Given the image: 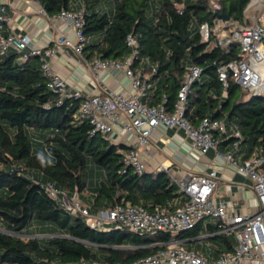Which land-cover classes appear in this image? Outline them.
I'll return each mask as SVG.
<instances>
[{
  "label": "trees",
  "instance_id": "16d2710c",
  "mask_svg": "<svg viewBox=\"0 0 264 264\" xmlns=\"http://www.w3.org/2000/svg\"><path fill=\"white\" fill-rule=\"evenodd\" d=\"M37 1L49 16L70 8V0ZM250 1L223 0L219 11H214L208 0H113L111 15L85 5L83 53L122 59L132 51L127 43L132 36L137 50L132 65L141 68L149 83L143 99L154 105L165 97L168 112L178 100L187 65L198 66L200 77L187 95V119L196 124L209 116L234 123L242 136L241 158L259 148L264 157V96L249 94L232 79L227 95L222 96L217 66L241 56L235 44L222 49L213 37L204 40L198 30L203 21L213 26L221 11L244 24ZM78 101L56 103L37 58L21 61L14 51L0 54V228L4 229L0 230V264L130 263L165 248L172 238L191 243L202 234L214 242L209 247L212 258L232 250L233 235L214 233V222H198L175 235L124 227L98 229L51 197L44 187L47 181L67 199L75 188L79 199L84 189L90 191L85 202L91 212L119 201L152 210L167 204L173 208L184 200L165 171H134L124 162L127 144L91 133L87 120H77ZM217 138L221 151L233 141L226 134ZM93 170L95 177H91ZM32 219L52 223L59 232L43 241L36 236L21 238Z\"/></svg>",
  "mask_w": 264,
  "mask_h": 264
},
{
  "label": "built area",
  "instance_id": "2783aa9c",
  "mask_svg": "<svg viewBox=\"0 0 264 264\" xmlns=\"http://www.w3.org/2000/svg\"><path fill=\"white\" fill-rule=\"evenodd\" d=\"M222 1L208 0V4L212 10L219 11ZM259 1L251 0L249 6ZM6 5L7 0H0V54L14 51L21 61L37 58L40 71L46 78V86L57 96L56 103L61 104L68 99L79 100L74 116L79 121L87 120L91 125V133L98 132L112 143H116V136L123 133L132 135L134 140L127 144L128 148L124 153L126 165L138 173L146 171L138 147L147 148L153 131L159 125L182 130L194 148L202 153L213 150L216 157L231 164L236 173L250 182L259 209L255 212H240L235 200L215 199L213 193L218 183L215 166L200 173L187 172L180 177L168 173L184 197V200L177 202L173 208L167 204L157 205L149 210L142 204L119 201L111 207L91 212L87 205L79 203L76 188L67 199L47 181L44 187L49 195L60 200L67 209L79 214L85 223L93 228L100 229L114 223L116 227H124L133 232L165 231L175 235L181 230L192 228L198 222L204 225V219L210 216L216 224L214 233L232 234L235 239L231 251H223L215 258L189 249L182 245L181 240L172 238L165 248L130 263L117 264H257L261 259V247L264 244V157L259 148L248 158L237 159L236 156L240 155L238 149L242 136L234 123L227 124L223 119L209 116L202 117L196 124L187 119L184 114L187 95L193 81L199 79L201 69L194 64L187 65L183 83L178 91V100L171 112L164 106L165 97L158 104L150 105L143 99L149 87L146 76L140 67L132 65L137 50L134 38L129 35L127 43L132 47L129 55L122 59L94 56L87 63V67L95 76L103 69L122 70L130 80V92L103 87L93 94L82 96L78 89L69 88L63 77L52 68L50 58L55 54L57 46L39 47L32 44L27 35L3 33L4 24L10 20ZM83 9V6L61 8L56 14L57 19L71 27L75 37L72 41L64 34H59L56 44L70 46L81 59L84 58L83 47L86 41L83 33ZM39 12L46 14L41 6ZM198 30L204 40L213 37L214 44L222 49H228L231 44L238 46L241 57L222 63L216 69L222 83V96L227 95L230 79L243 90L250 93L259 90L264 96V9L256 20L247 25L241 26L237 21H224L217 17L213 26L203 21ZM151 71H155V67L152 66ZM221 134L233 137L230 147L224 151L219 150L217 146V136ZM159 169L168 172L169 164L161 163ZM206 236L202 234L198 238L202 240ZM20 237L28 239L30 236L23 233ZM80 264L104 263L90 260Z\"/></svg>",
  "mask_w": 264,
  "mask_h": 264
},
{
  "label": "crops",
  "instance_id": "0c3cea01",
  "mask_svg": "<svg viewBox=\"0 0 264 264\" xmlns=\"http://www.w3.org/2000/svg\"><path fill=\"white\" fill-rule=\"evenodd\" d=\"M100 0H70V8H81L90 5L88 10H94L98 13H107L111 15L113 10L108 4L104 7L99 6ZM7 13L10 20L4 24L3 33H15L17 35H27L31 43L39 46H57L55 54L50 58L52 68L63 77L69 88L78 89L82 96L93 94L103 87L111 88L116 91L130 92V80L120 69L108 68L98 71L97 76L87 67V63L94 57L81 59L70 46L56 44V37L64 34L66 37L75 40L71 27L64 21L55 16H49L39 12L41 6L37 0H7ZM264 9V0H260L245 9V23L241 26L257 19L260 11ZM248 20V22H247ZM86 61V62H85ZM230 134V131H228ZM116 143H125L133 141L132 135L123 133L116 136ZM230 147V146H229ZM141 158L145 162L146 171L157 173L160 170L161 163L169 164L167 173L180 177L184 173H200L217 168L218 183L214 190L213 197L218 200H235L240 212H255L259 209L257 199L251 189L250 182L239 173L234 171L231 164L224 162L215 156L214 151L209 149L202 153L199 149L191 145L182 130L175 128H165L159 125L153 131L147 148L138 147ZM240 160L241 155L236 156ZM88 197V196H87ZM86 200V199H85ZM86 205V202H82ZM214 221V220H213ZM212 221V222H213ZM39 233H45L48 229L55 231V227L50 224L35 226ZM108 228V227H104ZM29 236L31 232L27 228L24 231ZM205 238V237H204ZM202 238V240L204 239ZM202 240L191 242L185 240L182 245L198 250L209 258H212L210 244H203ZM187 242V243H186ZM214 244V242L212 241ZM261 259L257 264H264V244L262 245Z\"/></svg>",
  "mask_w": 264,
  "mask_h": 264
},
{
  "label": "rangeland",
  "instance_id": "374dc122",
  "mask_svg": "<svg viewBox=\"0 0 264 264\" xmlns=\"http://www.w3.org/2000/svg\"><path fill=\"white\" fill-rule=\"evenodd\" d=\"M110 2L108 3L111 8H112V0H109ZM99 6L101 7H104L106 4H107V0H100L99 2ZM99 36V35H98ZM237 49H238V46H237ZM253 93L255 94H260V91L259 90H254ZM249 94H250V91H249ZM110 140H113V138H110ZM44 154L47 155L46 152H44ZM96 176V173L94 172V170L91 172V177H95ZM90 191L84 189L82 192H81V199H79V203L82 204L83 201H85V199L87 198V196L89 195ZM214 220L213 217H206L204 219V224L206 222H212ZM46 224H52V223H49V222H42V221H39V220H36V219H32L29 223V225L27 226V228L29 229V231L31 232L30 234H34V236H36L37 238H39L40 240H45L47 237L49 236H52V235H55L57 234L59 231L57 229H55V231H52L50 229H48L47 231H45V233H39L37 230H36V227L35 226H38V225H46ZM105 227V226H104ZM106 227H116V224L114 223H111V224H108L106 225ZM0 230H3V228H0ZM203 244L204 245H207L208 243L210 244L211 242V245L210 246H213V243H212V240L210 239H203Z\"/></svg>",
  "mask_w": 264,
  "mask_h": 264
},
{
  "label": "water",
  "instance_id": "95a60500",
  "mask_svg": "<svg viewBox=\"0 0 264 264\" xmlns=\"http://www.w3.org/2000/svg\"><path fill=\"white\" fill-rule=\"evenodd\" d=\"M217 16L219 18H222V20H224V21H229L230 20V16L227 13L223 12V11L218 12ZM247 22H248V20H247ZM114 229H117V227H114Z\"/></svg>",
  "mask_w": 264,
  "mask_h": 264
}]
</instances>
